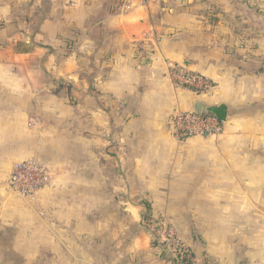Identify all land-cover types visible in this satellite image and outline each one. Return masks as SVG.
<instances>
[{
  "label": "crops",
  "instance_id": "obj_1",
  "mask_svg": "<svg viewBox=\"0 0 264 264\" xmlns=\"http://www.w3.org/2000/svg\"><path fill=\"white\" fill-rule=\"evenodd\" d=\"M0 26L31 39L17 57L40 60L23 79L0 62V218L16 212L12 198L26 200L6 186L16 163L37 161L51 176L32 200H43L45 218L31 238L3 236L20 227L0 221V264H177L153 244L155 221L177 230L192 264H264V0H0ZM172 66L213 89H176ZM197 102L226 107L222 133L179 143L169 119ZM252 151L256 193L241 185L198 210L172 209L180 197L167 194L166 206L123 207V221L55 207L93 190L130 200L186 193L180 184L191 176L215 193L217 176L249 180ZM146 216L156 219L147 225ZM28 244L37 253L18 249Z\"/></svg>",
  "mask_w": 264,
  "mask_h": 264
},
{
  "label": "rangeland",
  "instance_id": "obj_2",
  "mask_svg": "<svg viewBox=\"0 0 264 264\" xmlns=\"http://www.w3.org/2000/svg\"><path fill=\"white\" fill-rule=\"evenodd\" d=\"M14 29L15 27L6 30L2 28V26H0V62L7 63V65L9 66L7 72L11 77H13L14 74H17L18 77L22 79L28 78L30 76H34L32 75L34 72L31 69H29L28 65L34 66V64L38 63L40 60L38 59L37 61L36 59H33L32 56H23L20 58L16 56V53L14 54V52L25 51L32 47L31 39L25 37L17 38L18 36H16V33H14ZM20 64H23V66L20 67ZM215 144L217 145V142H215ZM251 153L253 154V156H251L252 159L249 161V164H251L249 165V174H248L249 180L246 183L243 182L241 183L240 181H230L229 180L230 176L228 175L224 176L225 180L219 179L222 177L217 176L216 177L217 179L214 184L216 187L215 193H206L204 191L199 190V189L205 190L207 186L211 188L212 181L209 184H207V181H198L199 179L197 177L191 176L189 177V179L185 180L183 183L180 184L181 186L180 189L184 190V192L186 193H155V192L129 193L130 197L132 196V199L130 200L128 193H122V192L95 193V191L93 190L92 191L93 193H72L70 196L65 195L64 197L57 199V205H55V207L57 206L62 207L64 205H82L86 209H89V211H91V214H87L89 217H95L101 213L104 222H110L112 221L111 212H113V217H115L116 220L123 221V215H122L123 207L133 206L134 203L136 207H138L142 204H145L143 203L145 201H147V203L150 204L151 206L149 199H151L152 202L155 203L154 205L155 208L159 206H166L167 204L164 201L165 198L163 197V194H167V195H176L180 197V198L172 199L173 201L172 203L173 206L171 205L172 209L184 207L185 210H190V211L198 210L203 206L204 207L207 206L209 198L223 200L226 197H231L229 195L233 196L235 193H241L240 190L241 188H243L242 186L244 185L247 187L246 189L247 193H256L255 166H254L255 153L254 151H252ZM192 163L194 164V162ZM217 167H220L224 170L223 166H217ZM191 168H193V166ZM142 185L143 183H139L138 185H136V189H141ZM246 190L244 189L245 192ZM9 205L10 208L13 209L12 211H16V212L12 214L7 213L8 215L6 214L2 215L3 220L0 218V221L6 222L8 220V223H12L13 221V223L19 226L20 228L15 230L11 226L9 229L5 231L2 230L1 231L2 235L8 237L22 236L24 238H31L32 235H34L35 229L37 228V223H40V221H42L41 217H43V219L45 218L44 215L41 214V211H38V207H40V205L41 206L44 205L43 200L41 202L40 201L33 202L31 200L26 201L15 196L14 198L11 199ZM54 215H55L54 216L55 220L52 221H56V220L62 221L64 218L62 214L58 215L54 213ZM115 218L113 219L115 220ZM154 218L155 216L154 217L146 216L143 219V222H145V224L148 225L150 223L149 221L151 219L154 220ZM158 225H159V221H155L153 222V229H150L152 242L154 245L156 244L157 246H160L162 253L164 255L172 258L171 253L166 252L165 248L162 247L161 245L160 242L161 238L157 231V228L160 227ZM165 225L173 228L179 237V234L174 227L170 226L167 223H165ZM38 233H42V232L36 231V236H38ZM184 246L186 245L184 244ZM22 248L25 255L27 254L31 255V253H35L34 252L35 250L37 253V247H34L31 244L18 247L19 250H22ZM8 264H12V263H8ZM24 264H32V263L25 261ZM44 264H47V262H45Z\"/></svg>",
  "mask_w": 264,
  "mask_h": 264
},
{
  "label": "built area",
  "instance_id": "obj_3",
  "mask_svg": "<svg viewBox=\"0 0 264 264\" xmlns=\"http://www.w3.org/2000/svg\"><path fill=\"white\" fill-rule=\"evenodd\" d=\"M168 76L173 87L187 90L196 96L206 94L213 89V83L207 77L187 72L178 66L170 67ZM169 121V134L179 143L196 137L211 138L222 133V123L209 113L197 114L194 110L174 111ZM50 179L47 168L41 163L37 161L19 162L12 168L6 186L19 197L32 201L38 192L47 186ZM159 235L161 245L166 252L175 255L178 261L189 259L192 262V258L184 254L182 241L173 228L165 225L161 228Z\"/></svg>",
  "mask_w": 264,
  "mask_h": 264
},
{
  "label": "water",
  "instance_id": "obj_4",
  "mask_svg": "<svg viewBox=\"0 0 264 264\" xmlns=\"http://www.w3.org/2000/svg\"><path fill=\"white\" fill-rule=\"evenodd\" d=\"M193 110L197 114H201L202 112L209 113L213 115L221 123L225 122L227 117V110L226 107L223 105L217 107H204L202 102H197L194 104Z\"/></svg>",
  "mask_w": 264,
  "mask_h": 264
},
{
  "label": "trees",
  "instance_id": "obj_5",
  "mask_svg": "<svg viewBox=\"0 0 264 264\" xmlns=\"http://www.w3.org/2000/svg\"><path fill=\"white\" fill-rule=\"evenodd\" d=\"M145 206L147 207V209H150L149 207V205H147L146 203H145ZM161 228H162V226L160 225V227L159 228H157V231H158V233H160V231H161ZM182 244H183V242H182ZM182 250H183V252H184V254H187V255H189L191 258H192V253H191V251H190V249L189 248H187L186 246H184V244H183V246H182ZM172 259H173V261L175 262V263H177V264H192V262L191 261H189V259H182V261H178L179 259L174 255H172Z\"/></svg>",
  "mask_w": 264,
  "mask_h": 264
}]
</instances>
